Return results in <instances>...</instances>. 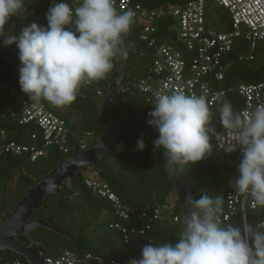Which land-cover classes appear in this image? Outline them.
<instances>
[{
    "label": "clouds",
    "instance_id": "1",
    "mask_svg": "<svg viewBox=\"0 0 264 264\" xmlns=\"http://www.w3.org/2000/svg\"><path fill=\"white\" fill-rule=\"evenodd\" d=\"M24 8V0H0V36L9 18L21 15ZM134 16L130 8L118 11L116 0H78L75 7L54 2L46 13L47 27L33 22L19 36L4 40L5 45L17 43L22 62L21 90L30 100L43 98L57 107L70 105L82 85L104 79L111 72L117 56L127 58L133 45H126L124 38ZM72 24L75 31L65 27ZM153 96L154 108L148 113L152 119L147 123L159 132L153 141L154 151L162 149L173 166L195 163L210 155V139L218 133L206 96L163 89ZM219 111L224 129L234 134V143L227 144L225 151L230 153L241 146L236 192L250 196L253 207H264V103L234 111L231 102L224 101ZM144 147L141 138L137 149ZM223 202L222 196L213 198L205 193L193 199L189 194L179 241L175 245L147 244L141 258L128 264H264V234L248 225L243 234L232 225L222 227Z\"/></svg>",
    "mask_w": 264,
    "mask_h": 264
},
{
    "label": "trees",
    "instance_id": "2",
    "mask_svg": "<svg viewBox=\"0 0 264 264\" xmlns=\"http://www.w3.org/2000/svg\"><path fill=\"white\" fill-rule=\"evenodd\" d=\"M70 5L78 2L74 0H64ZM26 12L24 15H12L4 26V34L19 36L21 30L30 25L32 21H37L44 27L47 22L46 13L51 5L43 2L24 0ZM125 44L133 45L129 54V61L126 66L127 78L142 76L148 72L151 65V56H138L136 34L131 32L124 38ZM249 47L247 41L237 37L233 49L227 61L231 63L227 67L225 82L229 86L240 83L264 81V43L255 50L253 60L240 59V53ZM14 62L22 65L19 59V49L14 54ZM123 57L117 56L113 60V69L104 79L94 81L91 84L81 86L77 99L70 105H66L64 113L60 107H53L54 111L64 117L70 129L69 144L80 147V138L86 132L94 131L93 140L88 147L96 142L98 135L104 127V122L100 119L96 111L95 101L102 99L106 91L104 89L118 75L116 67L120 65ZM14 89L20 92L19 79L15 81ZM96 88L103 90L102 96H97ZM10 87L5 96L0 100L1 104H12L14 97ZM23 92V91H22ZM27 98L28 94L24 93ZM30 99V98H29ZM40 100L45 101L41 98ZM224 101H230L234 111H238L243 104V99L237 92L228 93L214 107L210 108L213 113L212 125L216 132L223 129L220 122V107ZM46 102V101H45ZM47 103V102H46ZM128 114L146 115V100L142 96L132 97L126 103ZM110 113L120 115L123 113L121 105H112ZM78 114L80 121L73 123L71 118ZM3 129L9 139H16L19 142H28V132H33V126L20 124L16 117L0 116V130ZM27 134V135H26ZM157 133L149 135H121L116 141L111 143L110 148L101 159L106 173H102L104 179L116 192L123 203L137 209H146L154 204L165 203L166 197L173 190L172 183L167 179L164 166L163 150L154 151L153 141L158 138ZM143 139L145 147L137 149V142ZM211 137V154L195 163L178 164L179 170L185 175L187 181L193 188L195 196L199 199L203 194L215 198L222 196L223 213L227 211V200L221 188L227 185L229 177H239V165L242 156L219 150ZM118 146H121L118 148ZM64 154L57 146L47 149L45 156L31 161L25 154L14 155L3 153L0 155V223L10 214L15 204L22 198L25 191L35 185L52 167H54ZM27 157V158H26ZM93 167H87L77 174V180L73 182L71 188L65 186L62 194L58 197L55 194L45 199L42 210L36 211L33 218H44L51 223L60 226L68 237L46 228H38L33 234V238L43 242L49 255H58L63 249H70L78 255L92 252L105 257L118 259L128 263L131 259H139L142 255V248L147 244L153 246L171 243L175 245L180 239L179 233L183 230V217L176 201V207L170 213H164L158 220L152 222L148 236L154 239L153 243L141 238H133L125 242L122 233L111 228L110 223L119 220L113 217L111 203L104 198L94 194L84 182L86 177L91 175ZM77 191L78 194L70 197ZM101 214L105 218L100 217ZM179 216V221L175 222L173 217ZM248 224L258 227L264 219V207L258 209H247ZM113 217V219H112ZM131 222V221H129ZM134 222V221H133ZM232 223H240V214L231 220ZM128 223V222H125ZM141 224V220L134 222ZM264 231V227H258ZM21 240L28 243L26 237L20 236ZM20 259L23 264H28L26 259L11 250H0V259Z\"/></svg>",
    "mask_w": 264,
    "mask_h": 264
},
{
    "label": "built area",
    "instance_id": "3",
    "mask_svg": "<svg viewBox=\"0 0 264 264\" xmlns=\"http://www.w3.org/2000/svg\"><path fill=\"white\" fill-rule=\"evenodd\" d=\"M218 5L228 10L230 20L225 31L211 27L207 22V0H116L118 11L129 8L135 13L134 24L129 33L134 32L137 39L138 56H151L148 72L136 81V88L146 100V115L154 108L153 93L157 90H184L186 93L205 95L210 108L217 105L230 92H237L243 99L238 111L254 108L264 103V81L227 85L226 71L231 61H227L235 39L243 38L249 47L240 53V59L253 60L255 50L264 43V0H214ZM75 7L76 3L71 4ZM26 12V7L21 15ZM39 25L37 21H32ZM48 26V22L44 27ZM75 31V25H67ZM224 28V27H223ZM226 28V27H225ZM224 28V29H225ZM128 33V34H129ZM78 35V34H77ZM147 89V90H146ZM97 96L103 95V90L96 88ZM14 97L12 104L0 105V116L16 117L20 124L31 125L35 129L28 132V142L9 139L8 134L0 130V155L12 153L25 154L35 161L47 153V149L57 146L64 154L72 152L69 144L70 129L64 117L56 113L53 106L43 100H30L24 92L11 89ZM213 140L219 150L225 151L229 143H234L233 133L224 128L219 130ZM94 131L86 132L80 138V149H85L93 140ZM232 154L242 156L241 146L237 145ZM26 157V158H27ZM91 191L107 199L119 219L110 223V227L122 233L125 242L133 238H141L153 243L148 236L152 222L170 213L179 201L176 190L166 197L165 203L154 204L146 209H137L123 203L104 179L102 172L94 168L91 175L84 179ZM68 189L71 182H67ZM74 191L70 197L77 195ZM227 211L222 214V225L232 223L231 220L240 214L241 222L248 224L247 209L253 207V201L247 194L236 192L235 187L225 193ZM227 218V219H225ZM141 220V224L134 222ZM175 222L179 216L173 217ZM128 223H125V222ZM131 221V222H129ZM134 221V222H133ZM264 225V219L260 222ZM143 230V234H141ZM251 244V240L249 241ZM46 264H128L118 259L105 257L92 252L78 255L70 249H63L58 255L43 257ZM0 264H23L20 259H0Z\"/></svg>",
    "mask_w": 264,
    "mask_h": 264
},
{
    "label": "water",
    "instance_id": "4",
    "mask_svg": "<svg viewBox=\"0 0 264 264\" xmlns=\"http://www.w3.org/2000/svg\"><path fill=\"white\" fill-rule=\"evenodd\" d=\"M10 36L6 33L0 36V100L5 96L8 89L13 87L15 81L19 79L20 68L14 62V54L18 52L17 43L5 45L4 40ZM123 58L120 65L116 67L118 75L113 81L104 87L106 94L102 99L96 100V111L100 119L104 122V127L94 144L80 149L73 147V151L61 157L57 164L48 172L43 174L41 179L33 186L29 187L22 198L15 204L10 214L0 223V250H11L22 255L28 264H46L43 257L49 252L43 242L33 238V234L38 228H46L68 237L65 231L58 225L45 220L44 218H33L36 211L43 209L45 199L52 194L58 197L62 194V189L67 181L75 182L77 174L87 167H94L102 173H106L101 159L105 152L110 148L111 143L116 141L121 135H149L157 133L155 126L149 125L147 121L152 117L141 114L116 115L110 113L112 105H120L123 101H128L126 93H136L133 83L139 76L125 81L126 66L129 61ZM142 96L140 92H137ZM164 166L167 179L172 183L179 198V207L184 220V214L188 211L184 207L185 198L190 194L193 199H197L193 188L187 181L185 175L179 170L178 165H172L164 156ZM232 225L239 228L244 233V226H250L254 232L264 234V231L254 225L244 223H225L222 227ZM20 236L26 237L28 243L21 240Z\"/></svg>",
    "mask_w": 264,
    "mask_h": 264
},
{
    "label": "rangeland",
    "instance_id": "5",
    "mask_svg": "<svg viewBox=\"0 0 264 264\" xmlns=\"http://www.w3.org/2000/svg\"><path fill=\"white\" fill-rule=\"evenodd\" d=\"M28 1H37V2L46 3L47 5H52L54 2L59 3V2H63L64 0H28ZM206 15H207V22L211 27H214V28L222 30V31L227 30L228 22L230 20V14H229L227 9L218 5L214 0H207V2H206ZM223 27L224 28L226 27V28L224 29ZM45 101L48 104H50L51 106L57 107V106L51 104L50 102H48L47 100H45ZM64 107H66V106H62L60 108L63 109ZM123 113L128 114V111L123 110ZM72 117L76 123H78L80 121V117L78 114H75ZM235 180H236L235 176L229 177V179L227 181V185L224 188H221L220 192L224 193L225 190L234 187ZM112 215H113L114 219H116L114 212ZM100 217L102 219H104L105 215L101 214ZM113 217H112V219H113Z\"/></svg>",
    "mask_w": 264,
    "mask_h": 264
},
{
    "label": "flooded vegetation",
    "instance_id": "6",
    "mask_svg": "<svg viewBox=\"0 0 264 264\" xmlns=\"http://www.w3.org/2000/svg\"><path fill=\"white\" fill-rule=\"evenodd\" d=\"M126 78H127V74L125 73V81L124 82H127V81H129L130 79H132V78H134V77H129L128 79H127V81H126ZM133 88H134V90H135V92L136 93H126V95L128 96V100L129 99H131L132 97H138L139 95L137 94V92H138V90H137V88H136V82H134L133 84ZM128 101H123V103L122 104H120L121 106H122V108H123V110H125V108H126V103H127ZM120 115H127V114H125V113H121ZM120 115H118V116H120Z\"/></svg>",
    "mask_w": 264,
    "mask_h": 264
},
{
    "label": "crops",
    "instance_id": "7",
    "mask_svg": "<svg viewBox=\"0 0 264 264\" xmlns=\"http://www.w3.org/2000/svg\"><path fill=\"white\" fill-rule=\"evenodd\" d=\"M65 110H66V107H64V108L61 110V112L64 113ZM74 115H75V114H74ZM74 115H73V116H74ZM71 121H72L73 123H76L75 120L73 119V117L71 118Z\"/></svg>",
    "mask_w": 264,
    "mask_h": 264
}]
</instances>
